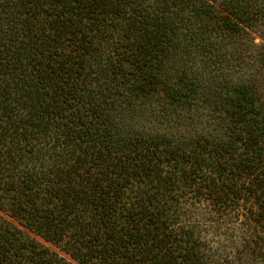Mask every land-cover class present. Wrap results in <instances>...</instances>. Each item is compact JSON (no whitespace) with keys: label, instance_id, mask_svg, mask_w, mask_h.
Returning a JSON list of instances; mask_svg holds the SVG:
<instances>
[{"label":"trees","instance_id":"1","mask_svg":"<svg viewBox=\"0 0 264 264\" xmlns=\"http://www.w3.org/2000/svg\"><path fill=\"white\" fill-rule=\"evenodd\" d=\"M257 31L264 0H0V264H264V75L226 73Z\"/></svg>","mask_w":264,"mask_h":264},{"label":"rangeland","instance_id":"2","mask_svg":"<svg viewBox=\"0 0 264 264\" xmlns=\"http://www.w3.org/2000/svg\"><path fill=\"white\" fill-rule=\"evenodd\" d=\"M249 41L248 46L254 51L252 54L247 52L239 62L231 63L230 71H226L231 77L239 79L246 77L248 74L264 75V71L257 66V62H253L260 51L262 56L257 59L264 65V41L260 37V32H250L246 37ZM260 53V54H261ZM253 58V59H251ZM203 208H199L192 216V222H197L202 230V239L207 246L212 248L218 255L225 257L228 261H233L239 257L237 249L241 246L243 229L237 228L238 222L233 223L227 219L218 221L213 215H203Z\"/></svg>","mask_w":264,"mask_h":264}]
</instances>
